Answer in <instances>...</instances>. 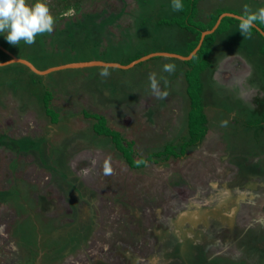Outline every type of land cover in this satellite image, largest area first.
<instances>
[{
    "label": "rangeland",
    "instance_id": "374dc122",
    "mask_svg": "<svg viewBox=\"0 0 264 264\" xmlns=\"http://www.w3.org/2000/svg\"><path fill=\"white\" fill-rule=\"evenodd\" d=\"M210 1L196 0L193 9L198 12H194L197 17L192 18L190 22L192 27L197 28L202 22V27L206 28L209 18L204 19V16L210 9L212 10L210 12L221 13L224 10L238 15L239 13L242 14L245 5L252 11L264 7V1L261 0H224L221 3L219 0H215L219 3L216 9L213 4L214 0ZM27 2L32 4L34 0H27ZM44 2L48 5L55 20L53 31L50 34L37 35L36 41L32 45H27L21 41L18 46L8 44L4 35L0 34V47L3 48H0V51L9 56L8 60L0 63L11 61V56H14L12 53L21 52L22 48L23 51L27 48L24 53L26 51L33 52L36 49L43 52L41 55L45 56L49 51L57 53L56 48L58 46L63 50L73 47L74 53L66 51L65 55L59 57L62 62L86 60L88 58L116 59L120 62H126L128 57H140L150 50L163 49L167 52L184 54L189 48V41L183 32L187 29L186 20L190 21L189 16H186V11L189 10L187 0H181L183 8L172 19L173 23L167 19L169 17L164 13L168 14V12L174 10L166 3L161 6L163 0H44ZM168 2L171 4V0ZM200 3H203V10ZM145 5L151 10L142 13L143 9H146L144 8ZM102 6L103 9L101 10ZM156 10L158 12H155ZM139 12L142 14L134 23L133 20L139 15ZM120 13L124 15L121 22L128 23L129 27L132 20V31H124L123 36V29L119 25L111 23H109L111 25L108 24L103 28H99V26L102 27V23L97 22L99 19L101 22L113 21L114 17L117 14L120 15ZM157 13L162 17H159ZM90 15L96 22L93 26L89 24L90 27L87 29L85 25ZM224 22L228 30L223 29L224 31H220L219 34L213 32V34H209L211 31L205 34L204 44L212 42L209 47L210 55H214L216 52L215 58L223 56L219 62H224L227 55L231 53L232 48L237 46H234V44L238 42L247 49L244 52L247 53L248 58L256 62L255 66L262 75L261 79L264 83V54H262L264 50L260 48L259 55L248 53L252 47L259 48V45L264 44V40L257 33L264 29V24L257 21L255 27L257 32L251 30V37L247 38L242 36L239 31H237L238 35L234 36L235 28L239 22L231 25L227 19ZM232 27L234 28L232 29ZM80 31L87 33L86 36L88 33L92 35L86 38H94V43L100 41L99 36H106L107 38L113 36L116 39L108 41L105 39L99 44L93 43V46H87V41L84 42L83 34ZM188 31L195 33V30ZM181 32L183 33L181 34ZM117 33L123 36L120 40L116 37ZM82 42L84 43L82 44ZM79 44H82V46H79ZM73 50H70V52ZM194 55L196 56L197 53ZM204 58L208 61L210 59L209 54ZM56 59L57 56L53 58V61H56ZM160 64L161 60H158L157 57L155 60L150 59L141 62L138 65L139 72L137 73L134 70L131 72L112 70L107 76H98L99 69L96 67L95 71L90 70L91 73L93 72L89 75L92 78L90 81L79 78L74 85H66L67 88L64 93L68 92V88L70 91L89 89L101 93L98 98H101L102 103L109 102V99L121 98L125 100L127 96L124 94V88L129 87L132 80L134 82H141L145 80L144 78L149 80V75L155 73L159 84H163L164 81L167 82V75L169 81L173 80L172 77H176L177 82H175L173 89L176 93L183 94L184 98L186 97V104L184 103L186 106L189 99L186 83L194 86L195 83L200 82V77L211 76L210 72L205 71L209 67L208 65L202 71L203 73L201 71L195 73L194 70L192 74L188 75L190 77L187 76V81H183V76L187 72L185 71L187 62L181 60L163 62V65L173 64L178 69L179 72L175 73L173 71L171 74L165 71H159L158 73L159 66H162ZM110 69L107 68L104 71H111ZM75 72V70L56 71V73L50 74L49 77L54 79L55 84H61V77L66 73L68 74L64 77L67 80L71 79L72 76L77 78L78 75H75ZM95 72L97 75H94ZM13 73L15 72L12 71L10 75ZM211 73L213 75V71ZM7 75L8 71L6 69L0 70V133L11 135L14 139L18 137L14 141V146L21 148L22 154H26V156L31 154L27 151L28 149L36 153V158L39 159L37 161L31 160V156H23L26 169L30 166L37 167L40 160L46 162L47 159L48 164L55 167L58 172L60 171L59 179L70 181L69 186H67L68 194L73 192L77 195L78 191L86 193L88 197V192H90L92 194V212L96 221L93 230H88L87 226L83 228L86 223L88 224V221L90 222V216L88 217L90 205L86 203L80 207L77 213L69 216L60 212L63 209L55 210L43 196L32 197L33 200H30V198L25 199L23 202L13 197L11 201L17 204V210L21 217L17 227H13L15 222L9 224V226L13 230L12 232L18 236L20 242H10L6 245V249L10 251L9 253L0 254V264H2L3 259V264H11L9 260L13 259L16 261L13 264H89L88 262L92 257L96 264H106L108 262L105 260H113L108 256L109 252H113L114 249H117V251L127 249L132 253L128 260V262H132L131 264H156L157 261L155 262V260H158L161 256H171L177 260L168 257L169 259L166 258L163 263L159 264H264V250L261 249L264 248V125L260 130L252 126L250 130L244 131L241 129V119L248 118L241 117L245 115L242 112H236L237 110H235L236 119L231 114H229L230 116L223 114L225 113L224 110L210 117L211 112H214V110L209 109V111L203 112L200 109L203 104L198 102L199 107H194L193 114L198 116L203 113L208 114L206 115L208 119L205 121L207 131L197 146L191 147L194 148L193 150L189 148L191 154L188 159H175L174 157L169 160L173 155H178L179 151L177 150L181 149L184 140L190 136L186 127L188 122L187 113L191 109L190 104L184 109V112H181L179 97L175 98L174 96L175 101L173 98L170 100L164 113L156 114L154 111L148 112L146 109H141L135 115L133 105L129 107L126 118L120 117L116 120V123L122 129L124 128L122 138L125 140L127 139L126 132L135 133V131H126L124 120L135 121L138 119V123L144 124L136 128V131L140 132L139 137L132 134L137 138V150H135L134 145V150L131 152L126 146H122L123 149L115 147V139L113 142L110 137L102 134L105 123L104 118L91 115L89 118L95 119L90 124L85 123L86 119H84V122H82L85 124L84 130L79 129V134L89 129L88 133L91 134L92 138L83 139L82 142L84 147L91 151L81 150L77 153V150L73 151L76 153V157L73 154L74 158L71 157L72 162L67 159L68 166L72 168L67 169L64 153L70 142L63 137H59L60 140L55 137L57 129L63 123L60 122V114L56 111L58 106H53V121L52 124L48 123L49 117L42 109L44 99H42L41 83L35 82V77L32 81L28 79L26 82L18 83L17 79L8 78ZM191 75L194 77L197 75V79L192 81ZM184 82L186 86L182 84ZM13 83L16 89L11 88L10 96H12L15 104L10 100L9 93L4 95V90L7 89L5 84ZM145 86L148 91H145V96L149 99L145 100L147 98L142 96L141 101L136 102V104L150 110L157 106L159 102L150 99L152 91L149 90V83ZM260 88L264 91V86ZM216 97L222 99L217 94ZM258 99L260 100V98ZM32 103L41 109L36 107L37 114L35 118L29 117L28 107H31ZM65 103L66 106L62 105L60 101L58 102V105H61L59 111L63 117L70 110L73 112L78 111L80 107H86L87 104L84 101L82 105L78 99L75 102L65 100ZM222 103H224L223 99ZM255 105H257L256 100L245 99L241 102L243 108L240 111H248L246 115L252 116L254 112L251 109ZM185 106L183 105V108ZM262 106H264V99ZM85 109L89 113L93 111L92 109L90 111L88 108ZM227 112L231 113L232 111L228 109ZM56 115L58 116L56 117ZM112 117H115V115ZM253 118L255 120L261 117L255 116ZM225 121L227 122L226 125ZM24 122H26V125ZM92 125H95V127ZM75 126H79V123ZM143 126L146 128L144 129ZM178 127H180V130L177 129ZM191 127L197 128L198 123L191 124ZM240 131H242L243 137L247 138L248 135V143L239 141ZM129 133L128 135H131ZM24 134L26 136H23ZM11 136L4 137V139L10 141ZM97 138L101 139L98 141L100 144L108 141L111 144V150L115 154L113 153L114 155L111 156L110 153L102 154L94 151V147L101 148L100 145L96 144ZM14 139L12 138V140ZM118 142L120 143L119 139ZM86 143L87 145H85ZM166 146H170L172 149H170L171 153H167L169 152L168 148L165 155L163 151ZM160 152L161 154H156ZM153 153L155 155L152 157ZM87 155L89 160L83 158ZM132 155H135L139 160H147L146 164L143 167L131 166ZM146 156L149 157L146 158ZM105 159L110 161L113 169L112 174L109 176L103 174L102 165ZM98 160H101L99 165H97ZM175 165H179L183 171L180 173L182 175L181 177L177 174L174 177L168 176L170 177L168 178L169 186H175V189L171 194V190L167 189L166 191L170 195H164L163 190H161L163 188L161 186L162 175L165 174L164 172L168 167L171 171L175 168ZM62 166L66 168L62 170ZM242 167L244 169H254L253 174L250 176L249 172L243 173L244 169L242 170ZM53 175H56L55 172ZM31 176L33 177V175ZM186 178L189 180H184ZM6 199L10 201L8 197ZM88 199L90 200V198ZM60 201L59 199V204ZM48 204L50 205L49 211L47 209ZM52 204L53 206L56 205L54 201ZM165 206H168L170 212L165 210ZM163 214L167 217H164ZM170 214H173L172 217ZM63 216H66L67 219L62 220ZM163 225H168V227L161 229ZM157 230L165 232L162 239L158 237ZM195 236L199 239L194 240ZM86 240H89L90 246L87 244V248L83 249V243ZM93 241H97L96 247L93 246L95 242L91 245ZM53 242L59 246L55 255H53L54 252L52 254V258H56L55 263L49 260L50 257L49 259L44 257V255L50 254L48 251H51ZM74 242L76 244H73ZM115 244L118 245L114 247ZM261 244L262 247L260 248ZM192 245L195 247L193 253H195L196 261H192L190 258ZM22 255H24V259L21 258L17 261L19 256ZM119 259L121 262L118 261V264H130L127 263L125 257Z\"/></svg>",
    "mask_w": 264,
    "mask_h": 264
},
{
    "label": "crops",
    "instance_id": "0c3cea01",
    "mask_svg": "<svg viewBox=\"0 0 264 264\" xmlns=\"http://www.w3.org/2000/svg\"><path fill=\"white\" fill-rule=\"evenodd\" d=\"M168 1L169 0H163V2L161 3V6L165 5V3H166L168 6L171 7L170 2H168ZM212 1L213 0H211L210 2H212ZM222 1H224V0H219L220 3ZM261 1H264V0H261ZM213 4L216 8L219 3H217L214 0ZM200 5L203 7L202 8V10H203L204 9L203 3H200ZM144 8H146V9L145 10L143 9L142 13H145V12L147 13L148 10H151L146 5L144 6ZM205 8L207 9L208 7L206 6ZM100 9L102 10L103 6ZM180 11H173V12H168V14L167 13H164V14H166L167 17H169L167 19L171 20V22H172V19H174L175 15L180 13ZM210 11H212V10L210 9L209 12L206 13V15L204 16V19H206V18L210 19V16L212 17V15L215 13V12H210ZM155 12H158V10H156ZM186 12H187V16L193 15L194 17H197V15H194V12H198V11H195L193 8H190V12H189V10H187ZM141 14L139 12V15H137V17L134 18V20H133L134 23H135V20L138 19V17ZM152 14L154 16H157L155 13H152ZM228 14H233V13H229V12H226L224 10L221 11V13L218 15L212 29H208V28L203 27L204 30L200 33V37H199L197 44L191 50H189V48H188V51L184 54H178L177 52H167L163 49H159V50H150L145 55H142L140 57L138 56L137 58L136 57L135 58L128 57L126 62H120L116 59H114V60H102V59H98V58H88L86 60H75V61L73 60L70 62H62V61H60L59 57L62 55H65L66 51H68V53H74V51L70 52L71 48L68 50H63V48H60V46H58V48H56L58 50L57 53H54V51H51V52L49 51L46 55L48 58H46V59H42L43 55H41V54H43V52H41V51H37L36 49L33 52L32 51H26L27 53L25 52L23 54L22 58L24 57L25 60L29 61L38 71H43V70L53 68V67H61V66L71 64V63H78V62L90 63L84 67H64V68H60V69H54V70L48 71L45 74H39V73H36V72L31 70L32 73L40 76V77L36 78V75H35V78H36L35 82L41 83V89H42L43 97H44L43 91H45L46 89L51 94L48 105L51 106L52 109H54L53 106H58L57 107L58 109H56V108L55 109L60 114L59 115V117H61L60 122H63V123H62L61 127H59V129H57V134L55 135V137L57 140H60L59 137H63L65 140L70 142V145L65 149V153H64L65 154L64 159L66 161L67 169L71 168L67 164V162H68L67 159L71 160L72 159L71 157H73V154L76 157V153L78 151L87 150V148L84 147V143L82 142L83 139L88 140V139L92 138L91 134L88 133V131H89L88 127H87V129H88L87 131H82V133L79 134V132H80L79 129L84 130L85 124L82 123V122H84V119H86L85 123H87V124H90L91 121L94 120L93 118L87 117L88 118L87 119L86 117L83 116L84 112L89 113L85 108H88L89 111H90V109H92L93 111L90 112V113H92V115L96 114L99 116H103V118L105 120V125L108 128H110L114 131H117L119 133L120 138H121L120 145L126 146L127 143H131V151H133L134 146L136 148L135 150L138 149V143H137V138H135V136H133L132 134H136L137 137H139L140 132L136 131V128L138 126L144 125V124L138 123V119L135 121L134 120H124V124L126 125L125 130L126 131H131V130L135 131V133L126 132L127 133V139L125 140L122 138V133H123L124 128L122 129L119 126V124L116 123V120L119 119L120 117H123V119L126 118V116L129 113V107L134 105V107H133L134 115L138 114L139 110H141V109H146V111H148V112L154 111V113L160 114L161 112H163V113L166 112V107L169 106V102L172 98L175 101L174 96H175V98L179 97L181 112H184L185 111L184 109L189 105L188 104L185 106L186 97L184 98L183 94L176 93L175 90L173 89L175 82H177L175 76L172 77L173 78L172 81H169L168 75H167L166 76L167 82L164 81L163 84H159L161 90H166L168 92V96L165 99H158L153 94L150 96L151 100H153L157 103L159 102L157 106H155L154 108H152L150 110L148 108H142L140 106V104L139 105L136 104V102L141 101L140 98L142 96L147 98L145 100L149 99V97L145 96V91H147V88L145 85L147 83H149V87H150V81L146 80V78H144L145 80H143L141 82L140 81L134 82L132 80V83L130 82L131 84L128 83V84H130V86L124 88V94L127 96V99H125V100H122L121 98L109 99V102H105V103H102L101 98H98L101 93H96L97 92L96 90L93 91V90L86 89V90L81 91V90L76 89L74 91H70L68 88V92L64 93V90L67 88L68 85H74L75 83H77L79 78L86 79V80L90 81L92 78L89 75L93 74V72L91 73L90 70L95 71L97 68L99 69L98 76L100 75V73L102 71L106 70L107 68H111L110 69L111 71H108V73H111L112 70H115V71L121 70V71H127V72H129V71L131 72L134 70L137 73V72H139V68H138L139 66L138 65L141 62H144L146 60H150L151 58H154V60H155L157 57H158V60H161L160 65H162V66H159V68H158V73H159V71H163V66H164L163 62H166L169 60L184 61V60L192 57L193 54L196 53V51L198 50V48L200 47V45L204 41V39L206 37L205 34L209 31H211V32H209V34L212 33L214 31L215 27H217L219 24H221L223 17L228 16V17L234 18V16L228 15ZM234 15H236V14H234ZM239 15H241V14L239 13L238 16ZM123 16L124 15H121V13H120V15L117 14L114 17L113 21H105V22H101V21H99L100 19L97 18V19H99L97 22L102 23V27L99 26V28H103L104 26L108 25L109 23L116 24V25H119L123 29L122 32H123V36H124V34H125L124 31H127V32H130V30L132 31L133 22H132V20L130 21L131 26L129 27L128 23L121 22V19L123 18ZM158 16L162 17L159 14H158ZM235 18H237V17H235ZM164 19H166V18H164ZM87 22L90 24L91 23L94 24L96 22V20H94V18H92V15H90V18H88ZM237 22H239L238 19L236 20V24H237ZM229 23L231 25V24H234L235 22H233L231 20V21H229ZM111 24H109V25H111ZM222 24L224 26L223 22H222ZM199 26H202V22H201V24H199L197 26V28L192 27L191 24H189V26L186 27L187 29L185 28L186 30L183 31L184 36H186L188 41H189V43H188L189 47H190L191 43L195 40L196 36H195V33L189 32L188 30L192 31L195 29H199ZM237 27L238 26H236V28H235V33H234L235 37L238 35L237 31H239V29ZM233 28L234 27H232V29ZM224 29L228 30L225 27H224ZM80 32H81V34H83L82 38H83L84 42L85 41L88 42V43L86 42L87 43L86 45L87 46H93V43H94L93 39L94 38L93 39H87L86 38V37H90L92 35H90L88 33V35L86 36L87 33H85L84 31H80ZM183 32H181V34ZM113 34H115V33H113ZM117 34L118 35L116 37H118V39L120 40L123 36L119 35V33H117ZM99 38H100V41H95V43L99 44V42H101L102 40H105V39L107 41L112 40V39H116L113 36H111L109 38H107L106 36H99ZM237 38H239V37H237ZM239 40H240V38H239ZM211 45H212V42L210 41V46ZM234 46H236V47L232 48L231 53H229L227 55L224 62H219L222 59L221 57H223V56H221V57L219 56V57L215 58L216 52L214 53V55L213 54L210 55L211 52L209 50V53H208L209 57H210V59L208 60L209 61V64H208L209 67L206 69V71L210 72L211 76L201 77L200 83L202 84L203 87H202L200 101L203 104V107L206 111H209V109L214 110V112H211L212 114H210V117L215 116L217 112L219 113L223 110L225 111V113H223V114H225V115L231 114V115H233V117H236L235 110H237L236 112H242V114H245V115H242L241 117H247V118H253L255 116L261 117L262 114H264V106H262V102L264 99V91L262 90V88H260V87L264 86V83L261 79L262 75H260L259 70L255 66L256 62L251 61L248 58L247 53L244 52V51H247V49H245L244 46L240 45L238 42H237V44H234ZM262 46H263V44L259 45V48L252 47V49L250 48L251 51H248V53L249 54H252V53L256 54L257 53V55H259L260 54L259 51H260V48ZM213 48L215 49V47H213ZM262 49H263V47H262ZM12 54L15 57H21V55H18L19 53H17V52H14ZM55 56H57V59H56V61H53V58ZM138 59H141V60L139 62L134 63V61H136ZM37 63H39V64H37ZM106 63L110 64V65H107ZM119 65H121V66H119ZM0 66H2V65H0ZM91 68H95V69H91ZM186 69H187V66L185 67V70ZM63 70H75L76 71L75 75H78V77L76 78L75 76H72L71 79L67 80V78L65 79V77H64V75L68 74V73H66L63 75V77H61L62 79L60 82H62V83L61 84H55L54 79L49 77V75L56 73V71L60 72ZM210 70L213 71V75L211 73L212 71H210ZM174 72L175 73L179 72L176 67H175ZM10 73H8V75H7L8 78L9 77H15L14 76L15 73H18V72H15L14 74H11V75H10ZM168 74H171V73L168 72ZM94 75H97V73L95 72ZM25 77H26V80L29 79L32 81L34 76L32 77V74L29 75V73H27V72H24L23 75L19 74V78L23 80V81L21 80L22 82H24L23 78H25ZM16 78H18V76ZM184 80H185V76H183V81ZM21 81H19V82L21 83ZM126 82H127V80L125 81V83ZM182 84L184 85V83H182ZM257 84L259 85L258 86L259 88L257 87ZM170 87L172 90L170 89ZM149 90H151V88H149ZM10 91L11 90L7 88L6 90H4V95L6 93H9V96H10L11 95ZM216 94L219 95L224 100V103H222V99H218L216 97ZM9 98L13 102L12 96H10ZM250 98L256 100L257 105H255V107H253L251 109L254 112L252 114V116H247L246 112H248V111H245V112L240 111L243 108V107H241V102H243L245 99L250 100ZM258 98H260V100ZM76 99H78L82 105L84 104L83 103L84 101L87 102L86 107H80V109H78V111L75 110L74 112L72 110H70L68 113H65V115L63 117L61 115V112L59 111V109L61 108L60 107L61 105H58V102L60 101L62 105L66 106L65 100L67 102H71V101L75 102ZM119 100H121V101H119ZM81 104H80V106H82ZM183 105L185 106L184 108H183ZM32 107H34V108H32ZM36 107H37V109H39V107L37 105H35L34 103L31 104V107H28L29 108L28 112L30 114L29 117L35 118V115L37 114ZM126 107H128V108H126ZM228 109L231 110L232 112L228 113L227 112ZM16 110H17V108H16ZM113 115H115V117H112ZM241 117H239V118H241ZM80 119H81V121H80ZM25 121H27V119H25ZM47 122H48V120H47ZM77 123H79V126L76 127L75 125ZM24 124L26 125V122H24ZM92 126L94 127L95 125H92ZM21 127H23V126H21ZM145 128L146 127H144V129ZM177 129L180 130V127H178ZM24 131L26 132V130H24ZM36 133H37V131H36ZM128 133L131 135H128ZM83 135L88 136V137H84ZM0 136H3L2 140L0 141V254L9 253L10 250L8 251L6 249L7 248L6 245L8 243H10V242H18L19 243L20 242L18 236H16L12 232L13 230L9 226V224L15 222L13 227H17L18 222H19L20 217H21L18 210H17L18 209L17 204L15 202L11 201L13 197H15V198H17L23 202V200H25V199L28 200L30 198V200H31L32 197L36 198L37 196H40V197L43 196V198L47 202L51 203L52 207L55 210L63 209V210H60V212H63L65 215H69V216H72L73 213H77L78 210L80 209V207L85 205V203L89 204L90 209H88V210L90 211V213L88 214V217L90 216V222L88 221V224L86 223V225H84L83 228L85 226H87L88 230H93L94 226H95L94 223L96 221V218L94 216V213L92 212L93 211V205H91L92 194H90V195L88 194V197H87L86 193H81L78 191H77V195H75L73 192L68 194L67 193V186H69L70 181H68V179H66V180L65 179H59L57 174L54 176L53 173L48 168H46L43 163L39 164L37 167L30 166V167H28V169H26L25 158H23V156H25V157L31 156L32 157L31 160H35L33 155L29 154L26 156V154H22V152H19L17 150V149H19V147L14 146V141H16L18 137L14 139L13 136L8 135V134L7 135L1 134ZM10 136H11L10 141H7V139L6 140L4 139V137H10ZM23 136H26V134H24ZM19 137H22V136H19ZM12 138L14 140H12ZM96 140H97L96 144L100 145L101 148L100 147H94L93 148L94 151H97V152L102 153V154L103 153H110L111 156H113L115 154L111 150V148H110L111 144L108 141H104L100 144V142H98V141L101 139L97 138ZM85 145H87V143ZM152 148H156V147H152ZM73 151H76V153H74ZM90 151H91L90 149L87 150V152H90ZM153 155H155V154L153 153L152 156ZM140 156H143V155H140ZM83 158L86 160L87 159L89 160L88 155L83 156ZM132 159H134L135 161L139 160L137 157H135V155H132ZM31 160H28V161H31ZM124 160H125V158H124ZM100 161L99 160L97 161V165L101 164V163H99ZM26 162H27V160H26ZM71 162H72V160H71ZM125 162H126V160H125ZM145 164H146V161L144 162V165ZM69 165H70V163H69ZM66 167L62 166V170H64ZM139 167H141V166H139ZM34 170H35V173H34ZM166 171L168 172L170 170L167 168ZM63 172H65V171H63ZM68 173H69V171H68ZM23 174H24V176H23ZM27 174L30 176H28ZM31 175H33V177ZM141 191L144 193V191L142 189H141ZM145 192H146V190H145ZM139 195H140V192H139ZM47 196H49V197H47ZM6 197H8L10 201H7ZM88 198H90V200ZM59 199L61 200L60 204H59ZM53 201L56 203L55 206H53V204H52ZM65 206H68V207H65ZM47 209L49 211L50 205H49V207H47ZM165 210L167 212H170V209L168 208V206H165ZM163 215H164V217H167L165 214H163ZM172 215L173 214H170L171 217H172ZM65 219H67V217L63 216L62 220H65ZM60 223H61V221H60ZM164 227L167 228L168 225H166V226L163 225L161 227V229H163ZM164 234H165V232H163L162 230H157V235L159 238L162 239L164 237ZM195 239H199V237L195 236L194 240ZM95 240H97V239H95ZM93 243H94V245H93ZM73 244H76V243L74 242ZM83 244H84L83 249L87 248V246H86L87 244L90 246L89 240H86ZM118 244H115L113 246L115 247ZM91 245L96 247L97 241H93L91 243ZM57 247H59V246L57 244H54V242H53V246H52L51 251H48L50 254L44 255V257H47V259H49V257H50L49 260H52V263L56 262L55 261L56 258H52V254L54 252L53 255H55ZM194 250H195V247H194V245H192V249L190 250V258L192 261H196L195 256H194L195 253H193ZM103 253H104V251H103ZM109 253L110 254H109L108 258H111L113 260H105L106 262H108L106 264H118V261H120L119 258L123 259L124 257L126 258L127 263H130V264L132 263V262H128V260L130 259L129 256H131L132 253L127 251V249H123L122 251H117V249H114L113 252L110 251ZM103 256H105V255H103ZM168 257L171 258L172 260H177L171 256H161L158 259L159 261L156 259L155 262L157 261L156 264L163 263V260H165ZM21 258L24 259V255H22L21 257L19 256L17 261H19V259H21ZM3 261H4V259H3ZM3 261H2V264H3ZM9 261L11 264H13L14 262L16 263V261H14V259L9 260ZM169 262L171 263V261H169ZM88 263L89 264H96V261L92 257L90 259V262H88ZM165 264H167V263H165Z\"/></svg>",
    "mask_w": 264,
    "mask_h": 264
},
{
    "label": "clouds",
    "instance_id": "9594fccd",
    "mask_svg": "<svg viewBox=\"0 0 264 264\" xmlns=\"http://www.w3.org/2000/svg\"><path fill=\"white\" fill-rule=\"evenodd\" d=\"M171 7L174 11H180L183 8V4L181 3V0H171ZM236 19L239 21V33L242 36L250 38L252 34L251 29L256 27V22L259 21L261 24H264V7H259L255 11H252L247 5H245L242 14ZM54 23V17L52 16L50 9L44 0H34V3L32 4H29L27 0H0V34L4 35L5 40L10 45L18 46L21 41L27 45H32L35 43L37 35H42L45 33L50 34L54 29ZM262 32L264 33V30H262ZM174 70L175 65L173 64H165L163 66V71L165 72L171 73ZM100 75L107 76L109 73L107 71H102ZM149 81L152 94L156 98L165 99L168 96V92L166 90H161L155 73L149 75ZM224 123L226 125L227 122L225 121ZM189 139L190 136L184 140V142L188 141ZM198 142L196 144L193 143L186 145L184 152L182 153L180 150H177L179 151L178 155H173V157H170L169 160L173 159L174 157L175 159H188L191 154L189 153V148L197 146ZM193 149L194 148H191V150ZM102 168L103 174L105 176H109L113 172L108 159L104 160ZM168 169L170 170L169 167ZM171 171H165V174H163L161 178V186L163 187L161 190H163L164 195L169 194V192L166 191L167 189L171 190L170 194L175 189V186H169L168 178L171 176L174 177L175 174L181 177L182 174L180 173L183 172L179 165H175V168H173ZM184 180L189 179L186 178Z\"/></svg>",
    "mask_w": 264,
    "mask_h": 264
},
{
    "label": "trees",
    "instance_id": "16d2710c",
    "mask_svg": "<svg viewBox=\"0 0 264 264\" xmlns=\"http://www.w3.org/2000/svg\"><path fill=\"white\" fill-rule=\"evenodd\" d=\"M188 1V5L187 6H189V12H190V8H194L195 6V2H196V0H187ZM188 12V13H189ZM220 14V12H217V13H214L213 15H212V17L210 16V19H209V22H207L208 24H207V27L206 28H208V29H212V27L214 26V24H215V21H216V19H217V17H218V15ZM187 16V15H186ZM194 16L193 15H191V16H189V18H190V21L187 19L186 21H187V25H186V27H188L189 26V24H191L190 22H191V20H192V18H193ZM223 20H222V22L224 23V26H223V24H222V22H221V24H219L215 29H214V31H213V33H219L220 31H224L223 29H224V27H225V22H224V20L225 19H227L228 21H233V22H236V18L234 17H223L222 18ZM172 23H173V21H172ZM189 23V24H188ZM90 23H86V25H85V27L87 26V29H88V27H90V25H89ZM91 25L93 26L94 24H92L91 23ZM226 28V27H225ZM78 30H79V28H78ZM81 30V29H80ZM196 31H195V40L191 43V45H190V47H189V50H191L196 44H197V42H198V40H199V37H200V33L204 30L203 29V27L202 26H199V29H195ZM251 30H253V31H255L256 29H255V27L253 28V29H251ZM264 30V29H263ZM193 31V30H192ZM256 32H257V30H256ZM93 33V32H92ZM212 33V34H213ZM258 33V36H260V38H262V40H264V38H263V36L261 35V33L260 32H257ZM84 42H82V44H83ZM82 44H79V46H82ZM87 44V43H86ZM209 47H210V42H207V43H205L204 44V41L202 42V44L200 45V47L198 48V50L196 51V53H197V55L195 56L194 54H193V56L192 57H190L189 59H187V61H183V62H187V64H186V66H187V69L185 70V71H187L186 72V74H185V80L184 81H187V78L188 77H190V76H188V75H190V74H192V72L195 70V73L197 72V73H200V71L202 72L203 70H205L206 69V67L208 66V62H207V60L204 58V57H206L207 56V54L209 53ZM263 50H264V44H263ZM261 47V48H262ZM73 48V47H72ZM71 48V50H73ZM27 48H25L24 49V51L26 50ZM74 49H76V48H74ZM24 51H23V48H22V51L20 52H18L17 51V53H19V55H21V57L20 58H22V56H23V54H24ZM74 51V50H73ZM27 53V52H26ZM195 53V54H196ZM264 54V53H263ZM44 57H47L46 55L45 56H42V58L43 59H45ZM138 57V56H137ZM136 57V58H137ZM48 58V57H47ZM9 59V56H7V54H5V53H3L2 51H0V62H4L5 60H8ZM23 59H24V57H23ZM151 59H154V58H151ZM201 62V63H200ZM200 63V64H199ZM1 69H3V70H5L6 69V71H8V73H10V72H18V74H16L15 73V77H13V78H16L17 76H18V78H16L17 79V82L18 83H20L19 81H21L22 79H20L19 78V74H21V75H23V73L24 72H27V73H29V75L30 74H32V77L34 76L35 77V75L36 74H34V73H32L31 72V70H29V68L26 66V65H24V64H22V63H19V62H13V63H9V64H4V65H2V66H0V70ZM206 71V70H205ZM203 73V72H202ZM14 74V73H13ZM188 76V77H187ZM38 77H40V76H38V75H36V78H38ZM24 79V82H26L27 80H26V77L25 78H23ZM191 79H192V81L193 80H196L197 79V75H196V77H194L193 75H191ZM7 81V80H6ZM23 81V80H22ZM21 81V82H22ZM199 81L201 82V77L199 78ZM198 83V84H196L195 83V85L194 86H192V84H189L188 85V83H186L187 84V86H186V84H185V82H184V85L187 87V96H188V104H190V106H191V109L189 110V112L187 113V119H188V122H187V129H188V132H189V135H190V139L188 140V141H185L184 142V144H183V146L181 147V149H180V152L182 153V152H184V149H185V146L186 145H188V144H196L203 136H204V134H205V132H206V126H205V124H206V120L208 119V117L206 116V115H208V114H205V113H203V114H201L200 116H198L197 114H193V111H194V107H196V106H198L199 104H198V102H201L200 101V97H201V95H199V93H201L202 92V84L201 83ZM4 83H5V80H4ZM14 83H15V81H14ZM5 84V88H8V89H10L11 90V88L13 89V87H15V84ZM1 86V85H0ZM10 87V88H9ZM191 88V89H190ZM194 93H192V92ZM43 93H44V97L42 98V99H44V102H43V100H42V102H43V104H42V109L44 110V113L49 117V119H48V121H49V123H51L52 124V115L54 114V110L52 109V108H50V106L48 105V107H47V104H49L48 102H49V99H50V97H51V94H50V92L46 89L45 91H43ZM199 107V106H198ZM40 109V108H39ZM200 109H202L203 110V112L204 111H206L205 109H204V107H202V108H200ZM41 110V109H40ZM199 112V111H198ZM58 114V113H57ZM86 114V115H85ZM45 115V116H46ZM92 114L91 113H87V112H84L83 113V116H86V117H89V116H91ZM58 115H56V117H57ZM93 116H95V117H98L99 115H96V114H93ZM100 117H103V116H100ZM234 119H236L235 117H233ZM93 119H95V118H93ZM104 122H105V120H104ZM195 122H197L198 123V127L197 128H192L191 127V124L193 125V123H195ZM241 129H243L244 131H246L247 129H249L250 130V128L252 127V126H254L256 129H261L262 128V126L264 125V114H262V116H261V118L260 119H255L254 120V118L252 119H250V118H248V119H244V118H242L241 119ZM95 127V126H94ZM242 130V131H243ZM242 131H240V136H238V139H239V141L241 142V143H244V142H246V143H248L249 141H248V135H247V138L246 137H243V134H242ZM102 134L104 135V136H108V137H110V139H112L113 140V142H114V139H115V146L118 148V149H123V147L120 145V143L118 142V139L120 140V142H121V138H120V135H119V133L117 132V131H114V130H112V129H110V128H108L106 125H105V123H104V125H103V129H102ZM2 138H3V136H1ZM2 140V139H1ZM0 140V141H1ZM255 142V141H254ZM258 142V141H257ZM126 148L131 152V143H127V145H126ZM169 148V152H167V149ZM170 149H172V147H170V146H166V149L163 151V153L166 155V152L167 153H171V150ZM19 152H21L22 150H21V148H19V149H17ZM27 150V149H26ZM29 153H31V154H33V157H34V159L37 161V159L38 158H36V153L34 152V151H32L31 149H28L27 150ZM155 154V153H154ZM156 154H161V152L160 153H156ZM123 155V154H122ZM149 156H147L146 158H148ZM130 159H131V157H130ZM39 160V159H38ZM41 161V160H40ZM39 161V163L40 164H44V166L46 167V168H48L52 173H54L55 172V174H57V175H59V172H58V170H56L55 169V167H53L52 165H50V164H48V162H47V159H46V162H40ZM144 164V161L143 160H138V161H133V159H132V164H130L131 166H135V167H138V166H142ZM244 169V167H242V170ZM253 171H254V169H244V171H243V173H247V172H249L250 174V176L253 174ZM72 184V186H74V184L73 183H71ZM75 187V186H74ZM77 188V187H76ZM79 189V188H78ZM88 194L90 195L91 193L90 192H88ZM262 247V244L260 245V248ZM262 250H264V248H261Z\"/></svg>",
    "mask_w": 264,
    "mask_h": 264
},
{
    "label": "water",
    "instance_id": "95a60500",
    "mask_svg": "<svg viewBox=\"0 0 264 264\" xmlns=\"http://www.w3.org/2000/svg\"><path fill=\"white\" fill-rule=\"evenodd\" d=\"M228 15H232L234 17H239L238 15H234V14H228ZM257 29H259V28H257ZM260 33L262 35H264V33L262 32V30H260ZM0 48L3 49L2 47H0ZM4 51H6V50H4ZM11 57H12L10 59L11 61H7L6 63H0V65L9 64V63H12V62H19V63H22V64L26 65L30 70H32V71H34L36 73H39V74H45V73H47L50 70L60 69V68H64V67H84V66L90 64V63H87V62H78V63L67 64V65H64V66H61V67H53V68H49V69H46V70H43V71H38L29 61H27L25 59H22V58L14 57V56H11ZM140 60L141 59H138V60L134 61V63L139 62ZM107 65H110V64H107ZM119 66H121V65H119Z\"/></svg>",
    "mask_w": 264,
    "mask_h": 264
},
{
    "label": "flooded vegetation",
    "instance_id": "af4514ba",
    "mask_svg": "<svg viewBox=\"0 0 264 264\" xmlns=\"http://www.w3.org/2000/svg\"><path fill=\"white\" fill-rule=\"evenodd\" d=\"M207 131V130H206Z\"/></svg>",
    "mask_w": 264,
    "mask_h": 264
}]
</instances>
